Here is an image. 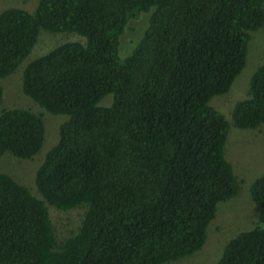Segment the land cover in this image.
<instances>
[{"label":"trees","instance_id":"16d2710c","mask_svg":"<svg viewBox=\"0 0 264 264\" xmlns=\"http://www.w3.org/2000/svg\"><path fill=\"white\" fill-rule=\"evenodd\" d=\"M142 11L149 22L122 56L121 36ZM263 23L264 0H38L0 9V79L42 27L85 37L24 67L25 92L69 116L38 166L41 196L0 166V264H161L200 248L217 202L240 188L225 153L230 120L210 99L241 71ZM2 99L0 80V154L33 157L46 136L43 113ZM231 121L264 123V60ZM250 191L257 220L229 237L217 264H264V173ZM48 203L84 207L78 229L58 238Z\"/></svg>","mask_w":264,"mask_h":264},{"label":"rangeland","instance_id":"374dc122","mask_svg":"<svg viewBox=\"0 0 264 264\" xmlns=\"http://www.w3.org/2000/svg\"><path fill=\"white\" fill-rule=\"evenodd\" d=\"M38 0H0V9L8 5H22L33 9ZM150 11H142L132 17L121 36L120 53L122 56L131 52L137 39L149 22ZM85 39L75 31H51L41 28L38 38L30 53L10 73L1 77L3 84V105H22L40 110L46 124V136L42 148L33 157H22L11 151L0 154V166L15 178L26 183L41 196L36 183V172L46 152L58 142L61 123L68 114L54 113L45 109L23 88V70L26 63L44 54L53 47L68 40ZM264 60V23L251 31L248 41L246 62L235 76L229 88L214 94L210 102L229 118L228 137L225 153L240 180L238 192L231 197L219 200L215 216L207 225V234L202 246L178 259H171L161 264H217V259L226 241L237 231L251 227L257 220V207L252 199L250 184L252 180L264 173V123L254 127H240L231 121V109L234 102L248 93L249 78L255 67ZM112 93L106 95L101 103L110 104ZM49 212L58 238H65L76 231L84 217V207L69 210L49 204Z\"/></svg>","mask_w":264,"mask_h":264}]
</instances>
